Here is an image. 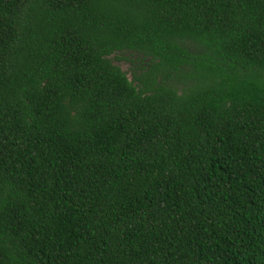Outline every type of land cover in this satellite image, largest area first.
<instances>
[{"label":"trees","instance_id":"1","mask_svg":"<svg viewBox=\"0 0 264 264\" xmlns=\"http://www.w3.org/2000/svg\"><path fill=\"white\" fill-rule=\"evenodd\" d=\"M0 264H264V0H0Z\"/></svg>","mask_w":264,"mask_h":264},{"label":"rangeland","instance_id":"2","mask_svg":"<svg viewBox=\"0 0 264 264\" xmlns=\"http://www.w3.org/2000/svg\"><path fill=\"white\" fill-rule=\"evenodd\" d=\"M115 63L119 64L124 71L128 72V77L131 78V74L129 73V63L125 59L119 61L116 60Z\"/></svg>","mask_w":264,"mask_h":264}]
</instances>
